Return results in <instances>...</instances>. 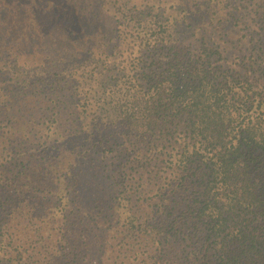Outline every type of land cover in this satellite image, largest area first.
Masks as SVG:
<instances>
[{
    "label": "trees",
    "instance_id": "1",
    "mask_svg": "<svg viewBox=\"0 0 264 264\" xmlns=\"http://www.w3.org/2000/svg\"><path fill=\"white\" fill-rule=\"evenodd\" d=\"M52 1L0 0V264H264V0Z\"/></svg>",
    "mask_w": 264,
    "mask_h": 264
},
{
    "label": "rangeland",
    "instance_id": "2",
    "mask_svg": "<svg viewBox=\"0 0 264 264\" xmlns=\"http://www.w3.org/2000/svg\"><path fill=\"white\" fill-rule=\"evenodd\" d=\"M116 1L118 0H102L99 3H103V9L104 10H108L111 11L115 8L116 6ZM120 1V0H119ZM121 1H126V2H130V3H137V4H145V3H150V4H156L159 6H163L166 9V13L167 15H169L171 17V20H173V18L177 17L182 18L181 17V12L182 9H180V4L183 2V0H121ZM52 2H56V0H53ZM51 2V4H53ZM60 3V2H58ZM28 9H26V7L22 8V14H26L28 15V18H31L32 16V12L30 11L29 7H27ZM35 11H37V9H35ZM41 19H43V17H39ZM200 23H205L206 19H200L197 21V24ZM66 24H69L67 22V19L65 21ZM103 25V27H100L99 24H97L96 22L92 23V24H88L86 22L82 21L81 18V23L79 25H76L72 28L73 31H76L77 33V38L79 39V42H82L85 46L87 47V49L85 50L84 53V59L83 56H81L78 60V62L72 64L69 66V68L71 69L70 71L67 72H74L77 76V79H79L82 82V86L79 89L80 92L84 93L86 91L91 92V90H95V86L97 85V83L94 81V77H92V74L90 73V69H86V58H88L89 56H94V57H103L105 58V49L106 47H104L105 42L108 40V36L105 35V33L101 32L102 30L105 29H109V25L104 23V20L101 21V23ZM100 30V31H99ZM75 38V37H74ZM222 40H219V42H221ZM63 42H65L66 44H70L71 47L74 46V42L70 39V40H63ZM37 47V45H36ZM88 48H91V51H88ZM62 50V47L59 49ZM38 52V49L33 51H30L27 53V60H31L32 58H34V54ZM40 53V51H39ZM84 60V61H83ZM37 76H42L41 71L39 72V75ZM85 78H88L87 80H84ZM69 82H67V80H63L62 81V86H65V88H70L71 86L68 85ZM30 91V88H28L27 92L25 93V95H28ZM51 97H47L48 101H51ZM80 111H82L80 109ZM83 112V111H82ZM146 180H148V176L146 177ZM41 190L44 188V185L40 186ZM41 199V198H40ZM45 200V199H44ZM46 202V200H45ZM141 202L143 203H151V201H149L148 199H145L144 196H142L141 198ZM100 224L105 223L102 218L99 219ZM117 221L114 222V224L111 225V223H109L107 226H112L113 228H115ZM114 232H116L114 230ZM112 232V234L114 233ZM90 239L92 241V252H91V257H92V264H102L104 263H113L114 258H110L109 255H103L100 251H99V247L100 244H106V245H113V247L119 248L118 246V240L113 239L112 241H110L112 239V235H105L104 239L100 240L97 237L96 233H92L90 235ZM114 264V263H113Z\"/></svg>",
    "mask_w": 264,
    "mask_h": 264
}]
</instances>
